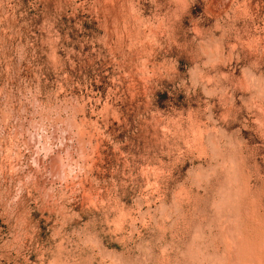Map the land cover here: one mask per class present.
<instances>
[{"label":"rangeland","instance_id":"374dc122","mask_svg":"<svg viewBox=\"0 0 264 264\" xmlns=\"http://www.w3.org/2000/svg\"><path fill=\"white\" fill-rule=\"evenodd\" d=\"M0 264H264V0H0Z\"/></svg>","mask_w":264,"mask_h":264}]
</instances>
